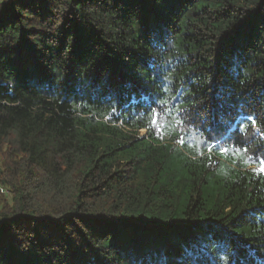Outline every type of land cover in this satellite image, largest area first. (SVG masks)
I'll return each mask as SVG.
<instances>
[{
  "label": "trees",
  "instance_id": "obj_1",
  "mask_svg": "<svg viewBox=\"0 0 264 264\" xmlns=\"http://www.w3.org/2000/svg\"><path fill=\"white\" fill-rule=\"evenodd\" d=\"M262 163L264 0H0V264H263Z\"/></svg>",
  "mask_w": 264,
  "mask_h": 264
},
{
  "label": "snow or ice",
  "instance_id": "obj_2",
  "mask_svg": "<svg viewBox=\"0 0 264 264\" xmlns=\"http://www.w3.org/2000/svg\"><path fill=\"white\" fill-rule=\"evenodd\" d=\"M210 150H211V149H210ZM223 151H224V152H227L228 149H223ZM251 159H252V158L249 157V160H251ZM259 171H260L261 173H264V163L261 164V167H260Z\"/></svg>",
  "mask_w": 264,
  "mask_h": 264
},
{
  "label": "rangeland",
  "instance_id": "obj_3",
  "mask_svg": "<svg viewBox=\"0 0 264 264\" xmlns=\"http://www.w3.org/2000/svg\"><path fill=\"white\" fill-rule=\"evenodd\" d=\"M0 190L2 191V189L0 188ZM256 264V263H255ZM263 264H264V261H263Z\"/></svg>",
  "mask_w": 264,
  "mask_h": 264
}]
</instances>
